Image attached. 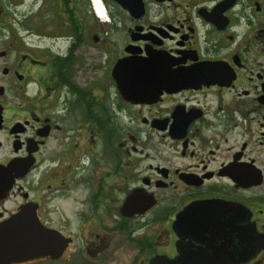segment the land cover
<instances>
[{
    "label": "flooded vegetation",
    "instance_id": "1",
    "mask_svg": "<svg viewBox=\"0 0 264 264\" xmlns=\"http://www.w3.org/2000/svg\"><path fill=\"white\" fill-rule=\"evenodd\" d=\"M16 217L18 264H264V0H0V264Z\"/></svg>",
    "mask_w": 264,
    "mask_h": 264
},
{
    "label": "water",
    "instance_id": "2",
    "mask_svg": "<svg viewBox=\"0 0 264 264\" xmlns=\"http://www.w3.org/2000/svg\"><path fill=\"white\" fill-rule=\"evenodd\" d=\"M115 67L116 68L114 72L116 73L118 70H123L126 68V63L125 61H120ZM127 78L128 76L122 78L117 77L118 85V80H125ZM132 87L138 88V91L136 93L123 92V95L125 98H129L133 102H138V100L142 99L143 96L141 84L138 82L137 84H133ZM207 206H209V204L202 205L201 208H207ZM235 211L236 213H240L245 212V209H243L241 205H235ZM186 216L187 213L182 211L179 216V221L183 222ZM240 219L245 220V218ZM10 221L11 222L5 224V227L1 228V251L3 253L4 264H18L22 262H28L29 260L39 256L49 255V248L58 245L53 242L56 238H54L52 234L47 235L41 224L39 228L38 223H25L19 220V217H16V219H12ZM238 237L239 236L237 234L230 238L236 239L238 242ZM246 237H251V234H243V238ZM230 238H227V240H230ZM188 257L189 256L187 255L181 254L178 259H181L182 261H188ZM167 263L176 264L175 260L168 261Z\"/></svg>",
    "mask_w": 264,
    "mask_h": 264
},
{
    "label": "bare ground",
    "instance_id": "3",
    "mask_svg": "<svg viewBox=\"0 0 264 264\" xmlns=\"http://www.w3.org/2000/svg\"><path fill=\"white\" fill-rule=\"evenodd\" d=\"M98 7V6H97ZM99 7H100V5H99ZM98 9V8H97ZM100 10V9H99ZM102 12V11H101Z\"/></svg>",
    "mask_w": 264,
    "mask_h": 264
}]
</instances>
